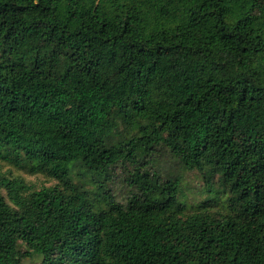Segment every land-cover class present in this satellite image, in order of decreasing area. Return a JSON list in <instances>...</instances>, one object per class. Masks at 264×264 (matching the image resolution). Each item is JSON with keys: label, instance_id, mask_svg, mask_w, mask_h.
<instances>
[{"label": "trees", "instance_id": "1", "mask_svg": "<svg viewBox=\"0 0 264 264\" xmlns=\"http://www.w3.org/2000/svg\"><path fill=\"white\" fill-rule=\"evenodd\" d=\"M27 256L264 264V0H0V264Z\"/></svg>", "mask_w": 264, "mask_h": 264}, {"label": "rangeland", "instance_id": "2", "mask_svg": "<svg viewBox=\"0 0 264 264\" xmlns=\"http://www.w3.org/2000/svg\"><path fill=\"white\" fill-rule=\"evenodd\" d=\"M83 172V171H80ZM79 173L78 170L73 169L70 171L71 178L74 182H80L86 189H88L94 196H102L104 194V188H110L113 193L118 195L117 200L124 203L125 198H122L125 193V187L118 181L117 178H108L101 174H93L87 172L83 178L76 177L75 174ZM190 180L192 179V174L189 175ZM40 261L39 256L25 257L23 259L24 264H37Z\"/></svg>", "mask_w": 264, "mask_h": 264}]
</instances>
